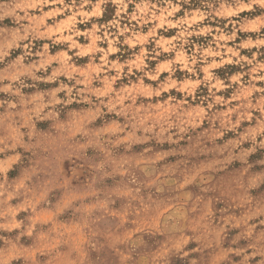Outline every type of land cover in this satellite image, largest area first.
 <instances>
[{"label": "clouds", "instance_id": "clouds-1", "mask_svg": "<svg viewBox=\"0 0 264 264\" xmlns=\"http://www.w3.org/2000/svg\"><path fill=\"white\" fill-rule=\"evenodd\" d=\"M0 264H264V0H0Z\"/></svg>", "mask_w": 264, "mask_h": 264}, {"label": "rangeland", "instance_id": "rangeland-1", "mask_svg": "<svg viewBox=\"0 0 264 264\" xmlns=\"http://www.w3.org/2000/svg\"><path fill=\"white\" fill-rule=\"evenodd\" d=\"M80 43H83V38H81L80 39ZM57 47H61V45H58ZM48 55H55V50L54 49H49L48 50ZM115 55V54H114ZM113 57H110V59H112ZM87 59V57L85 56V57H83L82 58V60H86ZM75 67H77V68H79L80 67V65L79 64H77V65H75ZM115 71V70H114ZM121 71H123V70H121ZM216 71H221L220 69H217ZM162 75H167V73H163ZM42 219L45 221V222H47L48 220H50V219H52V216H51V214H44V216L42 217Z\"/></svg>", "mask_w": 264, "mask_h": 264}]
</instances>
